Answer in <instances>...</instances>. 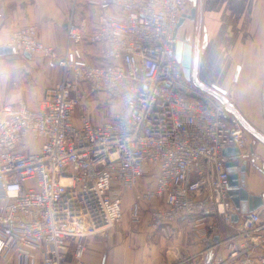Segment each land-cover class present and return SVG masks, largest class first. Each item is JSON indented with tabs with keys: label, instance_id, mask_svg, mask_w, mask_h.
I'll use <instances>...</instances> for the list:
<instances>
[{
	"label": "built area",
	"instance_id": "built-area-1",
	"mask_svg": "<svg viewBox=\"0 0 264 264\" xmlns=\"http://www.w3.org/2000/svg\"><path fill=\"white\" fill-rule=\"evenodd\" d=\"M186 0H102L98 29L87 43L104 47L86 58L83 29L67 21L60 55L40 41L34 25L11 32V55L56 61L61 79L36 109H0V256L6 264H84L83 239L121 222L123 194L133 193L130 220L148 216L152 231L187 219L200 249L177 264H264V222L239 214L228 198L225 148L249 150V135L229 101L186 80L175 58L173 31ZM2 14L0 13V19ZM213 90V91H212ZM102 95L116 104L95 124L81 99ZM230 233H226V229ZM171 233L172 230L169 229ZM217 237V240H214Z\"/></svg>",
	"mask_w": 264,
	"mask_h": 264
},
{
	"label": "crops",
	"instance_id": "crops-1",
	"mask_svg": "<svg viewBox=\"0 0 264 264\" xmlns=\"http://www.w3.org/2000/svg\"><path fill=\"white\" fill-rule=\"evenodd\" d=\"M101 1L0 0V47L9 46L12 31L34 25L40 41L61 55L66 45L67 21L72 18L83 29L86 58L96 62L104 47L90 45L87 39L98 29L97 4ZM186 1L189 7L184 14H189L192 3ZM204 33L206 46L202 49ZM178 36L193 46L192 80L206 89L216 86L227 91L228 98L236 105L231 113L249 127L259 126L264 86V0H197L194 20L186 19ZM61 73L52 59L25 54L0 56V109L19 104L36 109L46 91L60 81ZM86 112L93 121L94 107ZM257 136L260 142L264 140V134L258 132ZM249 150L264 156L260 145H250ZM244 159L247 170L243 186L250 194L261 195L264 193V170L259 169L262 163L251 161V157ZM132 201L133 193L125 192L123 205L127 204L129 216L124 215L109 231L83 239L84 264H177L200 249L190 220L181 219L172 227L152 231L145 213L138 224L130 220ZM257 211L264 222V207ZM226 233H230L229 228ZM262 234L264 237V231ZM262 245L261 255L264 242ZM73 250V243L68 244L65 253L68 264H76ZM222 256L221 249L213 251L198 264H211ZM8 261V257L0 256V264ZM34 264H41L40 255H36Z\"/></svg>",
	"mask_w": 264,
	"mask_h": 264
},
{
	"label": "water",
	"instance_id": "water-1",
	"mask_svg": "<svg viewBox=\"0 0 264 264\" xmlns=\"http://www.w3.org/2000/svg\"><path fill=\"white\" fill-rule=\"evenodd\" d=\"M188 1L192 3V8L190 9L189 14H183L178 19V23L173 31V39L175 40L173 48L175 52V58L181 66L184 78L190 81L192 80L191 68L193 62V46L188 41L181 39L178 36V30L182 26L183 22L186 19L193 21L195 17V5L197 0ZM205 46L206 35L204 33L202 36V49H204ZM9 54H11L9 47H0V56ZM25 56L29 57L30 55L26 53ZM212 89H214L215 92L225 94V91L216 86H213ZM241 123L246 131L257 139V133L246 123H243L242 121ZM262 143L264 144L263 140ZM251 147L253 146L251 145ZM251 151L253 152V150ZM222 155L225 158H229L225 164L226 170L228 172L227 194L235 210V213L233 214V222L236 223L238 221L239 214L257 211L264 207V193L261 195H253L244 188L243 183L245 181L247 161L244 159V156H242V153L239 149L235 147L225 148L222 151ZM214 240H217V237H214Z\"/></svg>",
	"mask_w": 264,
	"mask_h": 264
},
{
	"label": "rangeland",
	"instance_id": "rangeland-1",
	"mask_svg": "<svg viewBox=\"0 0 264 264\" xmlns=\"http://www.w3.org/2000/svg\"><path fill=\"white\" fill-rule=\"evenodd\" d=\"M185 6H186V11H187L188 7H189L187 1H186V5ZM210 88H212V87H210ZM214 92H215V90H214ZM262 92H263V96H262L261 102L259 104L260 118L257 120V125L259 124V126H257V127H252L251 126V127H252L253 130H255V132H257V133L259 132V133L264 134V86H263V91ZM216 95H218L222 99H225V100L229 101V109L231 111H232V109H235L236 105L234 106L233 101L228 98L227 91H225V94H221V93L216 92ZM90 107H94V109L96 111L95 115H94L96 117H92V120H93L92 122H98V123H102L103 121H105L107 119H110L112 114H113V112L116 110L115 109L116 108V104L113 103V102H109L102 95H96V98L92 102H90L88 100H85V99H81V102H80L79 106L76 108L75 113H74V117H73L74 122L77 123L80 113H85V114L88 115V112H86V110H88ZM89 117H91V115H89ZM248 135H249V141H250L252 146L253 145H260L262 147V149L264 148V144H261L262 142H260L259 140L255 139V137H253L251 134L248 133ZM257 162L260 163V164L262 163V165H260L261 168H259V169L260 170H264V156L259 154V160ZM262 166H263V168H262ZM126 205L127 204H125V203L123 205V218H124V215L127 216L129 214L126 211V208H127ZM125 211H126V213H125Z\"/></svg>",
	"mask_w": 264,
	"mask_h": 264
}]
</instances>
